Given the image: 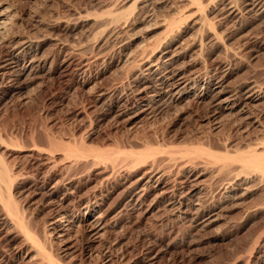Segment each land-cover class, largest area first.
<instances>
[{
  "label": "bare ground",
  "instance_id": "6f19581e",
  "mask_svg": "<svg viewBox=\"0 0 264 264\" xmlns=\"http://www.w3.org/2000/svg\"><path fill=\"white\" fill-rule=\"evenodd\" d=\"M15 3L0 0V100L16 93L22 83L54 72L62 76L72 72L82 86L89 85L91 66L109 57L111 62L117 54L116 79L94 94L98 120L109 117L130 129L164 110L177 113L195 104L204 107L209 130L183 140L166 139L164 134L134 139L126 136L115 138L111 146L87 144L82 138L56 141L49 136L47 149L35 143L27 150L16 142L9 145L28 151L29 157L36 156L35 166L54 169L61 164L63 174L36 184L54 214L40 238L22 216L11 191L16 176L10 174L0 154V228H7L4 240H18L19 247L27 245L40 264H62L46 246L47 235L55 236L62 255H69L85 241L97 246L101 264H108L114 257L124 260L110 240V234L122 224L135 226L151 218L165 222V229L173 232L175 226L186 223L194 229L211 228L229 208L264 215V192L256 203L248 200L264 183V66L254 68L244 80L231 82L229 63L220 62L217 74L201 61L208 42L219 43L224 53L233 57L241 56L243 50L257 52L261 38L246 28L256 22L264 30V0H108L85 15L71 9L67 17L57 16L45 24L47 31L38 30L33 35L11 30L19 11ZM160 7L168 10L158 14ZM142 21L149 26L141 40L122 37ZM182 27L189 40L179 37ZM223 31H229L231 38ZM230 39L235 47L226 43ZM50 45L55 50H48ZM125 84H131L127 92ZM122 87L125 92H120ZM224 126L239 131L240 138L217 134ZM0 148H8L1 137ZM80 165L99 170L100 182L123 173L116 204L113 201L105 207L107 195L102 193L88 198L79 208L69 206L68 195L84 170ZM78 166L83 170L76 172ZM59 194L60 202L56 199ZM259 235H264V230ZM152 242L127 264H156ZM19 247L13 248L20 253ZM27 251L21 256L25 262L31 257L25 260Z\"/></svg>",
  "mask_w": 264,
  "mask_h": 264
},
{
  "label": "rangeland",
  "instance_id": "374dc122",
  "mask_svg": "<svg viewBox=\"0 0 264 264\" xmlns=\"http://www.w3.org/2000/svg\"><path fill=\"white\" fill-rule=\"evenodd\" d=\"M13 2H17L15 5L19 11L17 12V23L11 30L33 35L38 30L47 31L48 28L45 24L57 16L67 17L71 9L82 11L85 15V11L92 12L97 8L100 9V6L108 3V0H13ZM174 5L176 6L177 3ZM167 10L166 7H160L158 14L166 13ZM152 21L149 23H154V20ZM145 22L148 23L142 21L136 26L133 25L132 31L125 29L127 31L123 33L122 37L127 40L135 36L141 40L146 35L149 26ZM87 27L88 25L85 26V29ZM184 28L182 27V31L180 29L177 33L181 39L189 40V35L183 32ZM246 30H249L252 35L260 36L261 43L258 45L257 42V52L252 54V52L243 50L241 56L233 57L231 54H225L219 43L208 42L204 46L202 64L212 71L211 73L218 74L221 71L220 62L229 63V80L231 82L244 80L251 75L254 68L261 69L264 66V30L256 22L250 23ZM228 32L223 31V34L227 33L228 37L230 34ZM127 35H130L129 38ZM231 36L229 35V38ZM228 42L230 45L236 46L234 39L227 40L226 43L228 44ZM48 50H55V47L50 45ZM116 56L117 54L112 56L113 61L111 62V59L109 60L111 57H109L104 61L99 60L100 62L91 66L89 75L92 81L89 85L82 86L81 80L77 79V76L72 72H70L71 75L68 73L67 75L63 74L64 76L62 73L54 72L37 81L22 83L16 93L9 94L0 100V137L8 145L7 149L0 148V154L9 168L10 174L16 176H14L11 191L19 208L23 210L22 216L26 223L29 222L27 225L31 227V230L38 233L40 238L44 236L43 232L48 230V223L54 214L51 213V208L46 203L47 200L41 196L36 184L46 177L50 180L59 178V175L63 174V170L60 169L62 165L59 164L54 169H48L47 166H35L37 160L34 157L36 156L29 157L28 151H17L16 146L9 148V145H15L16 142V145L23 146L22 148L27 150L31 143H35L40 148L44 146L47 149L49 146L47 136H49L56 141L67 142L73 138L76 140L82 138L87 144L111 146L115 138L121 140L126 136L134 139L143 135H147L149 138L156 134L159 136L164 134L163 137L166 139L183 140L193 137L203 130H209L205 122L204 107L201 105H197V107L195 104L192 107L185 106L177 113L172 110H164L152 118L144 119L130 129L121 122L110 121L109 117L98 120L99 108L95 102L94 94L97 89L111 85L116 79L119 73L117 72L119 71L118 67L114 66L118 57ZM124 86L126 92L131 89V84ZM123 88L120 89V92L121 90L125 92ZM218 133L229 134L231 139L236 140L241 136L239 131L229 126H224ZM56 156L59 155L56 154ZM80 166L77 167L76 172L83 168L84 170L82 176L74 182L77 187L73 188L72 194L68 195L69 206L79 208L81 203L88 198L91 199L102 193L107 195L105 207L109 203L111 205L113 201L116 204L122 189L119 179L123 173H121V177L117 175L118 177L113 176L114 178L100 182V175L97 174L99 170L91 169L88 165H82L83 168ZM37 178L39 181L35 180ZM65 178L67 179V177ZM261 189L248 199L250 204L252 201L256 203L262 198L264 183ZM61 196L62 194H59L56 199L58 200ZM58 202L60 201L58 200ZM249 202L247 203L249 204ZM156 221L150 218L135 226L122 224L116 233H111L110 240L116 244L113 248L123 254L124 260L120 261L114 257L109 263L127 264L130 259L137 256L140 250L153 241L151 250L153 248V252L157 251L155 252L157 255L156 264H264V235L258 236L264 230L262 212L249 211L246 214L243 209L229 208L225 217L211 228L194 229L192 225L186 223L175 226L173 232L165 229L166 227L163 226L165 222ZM4 228H0V264L2 261H5L4 264H40L36 261L39 260L37 259L39 257L32 254L27 245L19 247L18 240L14 242L4 240V230H7ZM78 236L80 237V235ZM55 240L54 235H47L46 246L51 249L53 254L59 256L62 264H101L100 249L97 246H89L85 241H81L72 253L62 255L59 250L60 243ZM14 246L20 248V257V253L15 251ZM25 250H28L27 253L29 252L28 258L25 260L32 257L27 262L23 261L21 257L26 255Z\"/></svg>",
  "mask_w": 264,
  "mask_h": 264
}]
</instances>
